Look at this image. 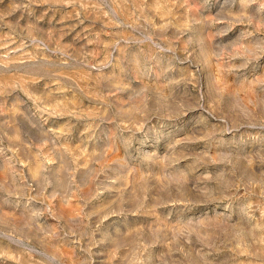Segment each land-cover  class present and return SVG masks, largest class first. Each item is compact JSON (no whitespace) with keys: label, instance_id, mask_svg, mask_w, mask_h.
<instances>
[{"label":"rangeland","instance_id":"obj_1","mask_svg":"<svg viewBox=\"0 0 264 264\" xmlns=\"http://www.w3.org/2000/svg\"><path fill=\"white\" fill-rule=\"evenodd\" d=\"M0 264H264V0H0Z\"/></svg>","mask_w":264,"mask_h":264}]
</instances>
